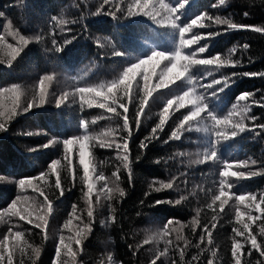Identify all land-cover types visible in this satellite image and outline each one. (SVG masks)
<instances>
[{"label":"trees","instance_id":"obj_1","mask_svg":"<svg viewBox=\"0 0 264 264\" xmlns=\"http://www.w3.org/2000/svg\"><path fill=\"white\" fill-rule=\"evenodd\" d=\"M133 2L0 0V37L4 38L0 48L21 47L19 36L29 40L10 63L7 52L0 53V89L16 86L19 94L17 114L0 120L5 124L0 131V213L20 197L14 210L27 217L22 220L6 214L0 220V241L7 236L11 245L16 240L14 234H22L12 264H209L210 260L213 264H235L233 229L243 230V223L250 224L245 234L251 232L258 244H264L260 234L264 214L253 208L251 214L259 219L249 222L245 216L242 223L235 219V196L252 194L258 202L264 195V128L259 127L264 125V31L254 30L264 29V0H225L223 4L220 0H165L176 8L178 26L204 14L203 26H194L185 34V39H201L185 46L184 55L196 53L195 59L219 55L236 63L219 68L194 65L180 81L157 89L144 101L143 74L151 72L149 86H154L160 82L158 74L167 67V61H160L152 71L151 61L137 70L133 93L120 92L116 104L119 115L101 108L104 100L93 99L94 94L86 97L93 100L91 107L82 105L79 95H73L76 88L106 85L153 51L171 54L178 46V27L157 23L143 14L129 16L128 6ZM217 17L248 27L230 29L227 24L215 23ZM201 47H206L204 53H199ZM48 76L52 80L45 81V102L41 105L39 81ZM189 89L201 97L205 111L182 125L184 116L194 109L187 103L178 107L175 99ZM244 93L252 95L238 101ZM12 96L10 91L2 96L8 108ZM170 99L174 105L153 136ZM30 103L38 106L23 111ZM120 103L127 107L128 129L124 128L125 112ZM245 107L246 130L217 140L208 114L224 118ZM232 120L241 122L239 115ZM225 131L230 134L232 129ZM84 135L90 138L87 161L93 169L90 176L95 177L90 196L86 195L79 146L71 145L67 157L63 146V140ZM49 141L57 142L44 147ZM102 142L112 146L101 147ZM125 143L126 149L116 147ZM213 151L215 158H211ZM125 154L130 169L124 167ZM54 160L60 162V188L49 167ZM228 164L232 167L226 168ZM224 170L241 172L245 177L223 178V190L231 198L221 211L214 197L221 191L220 173ZM41 174H45L43 178ZM20 179H30L33 185L20 188ZM117 186L123 196L107 191ZM90 201L92 217L88 215ZM248 203L239 205L241 211H247ZM37 215H46L47 223L37 220ZM85 225L91 230L77 245V232ZM178 235L182 239H177ZM61 236L72 251L62 248L57 256ZM235 238L243 244L241 264H264V256L251 249L250 242ZM35 249H39L38 254ZM2 264H7V251Z\"/></svg>","mask_w":264,"mask_h":264},{"label":"snow or ice","instance_id":"obj_2","mask_svg":"<svg viewBox=\"0 0 264 264\" xmlns=\"http://www.w3.org/2000/svg\"><path fill=\"white\" fill-rule=\"evenodd\" d=\"M105 3H108V0H105ZM220 3L223 4L225 3V0H220ZM176 13V8L170 6L168 3L165 2V0H134L133 3H130L128 6V15L133 16L137 14H143L144 16L152 18L154 21L157 23L163 24V25H170L173 27H178L179 31V43L176 48V50L171 53V54H166L164 52L160 51H153L151 55L147 56L144 59H140L137 63L131 64L130 67L124 69L123 73L120 75L119 79L113 80L109 82L106 85H100L99 87H89V88H76L73 95H79L80 101L83 104H87L89 107L92 106L93 100L86 99L87 96L94 94L93 99L96 98H102L104 100V103H101L99 106L101 108L107 107V110L110 113H114L119 115L117 112L116 104L117 100L120 99V92H124L125 95H130L133 93V80L136 78L137 75V70L141 69L144 65L148 64L151 61H154V64L152 66V71H155V65L159 64L160 61H167V67H164L163 70L158 74L159 75V80L160 82L154 86H149V81L151 80V72L144 73L143 74V80H144V97L143 100L147 101L150 96L157 90V89H163L167 85H171L176 81H180L182 77H185L186 73H189V69L194 66V65H215L217 68L224 66V65H230L234 64L236 62L232 61L231 58H221L219 55L208 58V59H195L194 57L197 55L196 53H193L192 56L184 55L182 53V49L190 44H194L197 42V40L201 39V37H193L192 39H185V34L189 33L192 31L194 26H203L200 24L202 19H204V14H201L200 16H197L195 19H193L190 23L183 25V26H178L176 23L177 17L175 15ZM55 20V17H53ZM215 23L218 24H227L228 28L230 29H241V28H247L248 26L244 25H237L234 23H231L228 20H222L221 18L217 17L215 19ZM255 31H264V29L261 28H256L254 29ZM18 35V34H15ZM211 35H218V33H209V36ZM3 37H0V41H3ZM39 39V38H37ZM19 42L21 47H13L12 45H7V48H0V53L7 52V55L9 57V63L11 62L12 59H15L16 56L19 55L22 47L24 45H27L29 43V40H27L24 36H19ZM55 43V41H53ZM247 47V46H245ZM199 53H204L206 51V47H201L199 48ZM177 67H179V71H177ZM247 75V74H246ZM189 80H191V77H187ZM51 81L52 77H42L39 81V92H38V98H39V104H43L45 93H46V87H45V81ZM213 83H219L218 81H214ZM225 84V87L228 86L227 80L223 81ZM106 89V91H105ZM6 91H10L13 93V96L11 99L13 100V103L10 108L7 110L4 109L3 105H0V120H5L8 119L10 120L14 115L17 114V107L19 106L18 101H19V94L17 92L16 86H13L12 89L10 90H4L0 89V97L4 95ZM67 95V94H66ZM252 94L250 93H244L241 94L237 99L238 101H245L251 96ZM110 101V104L108 103ZM57 103H61V101H57ZM191 104L193 106V111H191L188 115L184 116L183 121H181V124L183 125L185 122H191L193 119L197 117H201V113L205 111V107L201 101L200 96H196L194 94L193 89H189V91H186L183 93L182 96H179L175 99V105H177L180 108H183L185 104ZM174 105L173 100H168L167 105L165 106L163 112L160 115V124L157 125L156 129H153V136H155V132L157 129H160L163 127L166 119L168 118L169 115V108ZM38 106L36 103H30L27 108H24L23 111H28L32 107ZM119 107L122 108L125 112V117H124V128L128 129L129 128V121L127 119V107L123 104L120 103ZM144 104H141V109H143ZM248 111V108L245 107L241 109L239 112H231L227 117L224 118H217L216 116H213L211 114H208V118L213 121V127L216 130V135H217V140H226L229 139L230 137H234L238 134V132H243L246 130L245 125L243 123V118L245 113ZM239 115L241 118V122L235 123L232 120L233 116ZM137 123H139V115L137 119ZM82 127H86V124L82 122L81 124ZM228 127H231L232 131L227 133L225 129ZM259 127L264 128V125H260ZM5 124L0 122V131L4 130ZM254 130V129H253ZM130 135V134H129ZM175 136L176 133H173ZM89 137L87 135L84 136H74L68 139L63 140V146H64V151L65 155L67 157L68 152L70 151V146L71 145H78L79 146V162L80 165L83 166L84 168V183L87 185L88 192L86 195L90 196L92 193L93 189V183L92 180L95 179V177H91L90 173L93 170L90 167V164L86 161V156H87V148H88V141ZM57 141H49L47 145H44V147L51 146L52 144L56 143ZM101 147H111V144L105 145L103 142L100 145ZM144 145L142 144V147ZM116 147L119 149L121 147L127 148V143H125L123 146L121 145H116ZM216 154L215 151L212 152L211 158H215ZM124 160V167L130 169V164L128 163V156L125 154L123 156ZM59 161L54 160L50 164V169L51 172L57 175V181H56V187L60 188V180H59ZM253 164L255 161L252 162ZM232 167L231 164L226 165V168ZM45 174H41V178H43ZM115 176L116 173H113ZM222 179L220 181L221 184V191L219 195H216L214 197V202L219 201V207L220 210L223 211L225 205L228 203L230 197V193L228 191H224V186H225V180L223 178L232 176V177H237V178H244L245 174L241 172H231L224 170L221 171L220 173ZM251 175H256V173H251ZM99 179L103 180L104 177L102 175L99 176ZM107 183V182H105ZM18 185L20 188H24L26 186H31L33 185V181L30 179H20L18 181ZM162 187L168 188L171 187L170 184H163ZM229 188L232 187L231 184L228 185ZM36 191H39V188L35 189ZM159 191L160 189H156ZM109 193L112 192H119L121 196L124 195V192L122 189H120L118 186L115 187L114 189H107ZM63 194V193H61ZM109 199L111 196L109 195ZM21 198L18 197L16 201H13L12 204L9 206V209H6L4 213H0V220H3L4 216L7 215H14V216H19L20 219H26L27 217L25 215H22L20 211H15V207L17 202ZM99 195H97V202H99ZM235 200L237 201V207H236V213H235V219L238 223H242V217H247V220L249 222H254L255 220L259 219V217H254L251 214L252 209L254 208L257 212L264 214V195H260L259 201L257 202L256 197L252 194H245V195H239L235 196ZM245 201H248L249 203L245 205L247 211H241L239 205L244 204ZM159 203V202H158ZM179 203V201H177ZM51 203H49L48 210L51 211ZM209 207H212V205H209ZM27 212V210H24ZM28 216H31V213H27ZM89 217H92L93 211H92V204L91 201L89 202V211H88ZM37 220L43 222L44 224L47 223V217L46 215H37ZM215 219V217H214ZM71 223V220H69L66 224L65 227L68 226V224ZM37 227H41V224H37ZM215 225H213V228ZM250 227L249 223H243V230H238V229H233V232L235 233V236L233 237L232 241V253L233 257L235 259V264H241V259H240V250L243 247V244L240 243L239 240H237L235 237L239 236L242 237L245 241V243L251 244V249L257 250L260 252L262 256H264V244H258L256 236L253 235L251 232H247L245 234L244 230H248ZM91 229L85 225L83 229H80L79 232H77L76 235V244L80 245L81 242L87 237L89 231ZM207 231V228L205 229ZM167 231V229H165ZM174 231H179L178 229H174ZM260 234L264 235V227L260 228ZM16 240L9 245L8 237H5L4 241H0V264L5 259V251H7V264H12L13 262V253L17 250L19 246V240L22 237V234L20 232H16L15 234ZM177 239H182L181 236H177ZM203 239V237H201ZM61 244L60 246L57 247V256H59L62 248L68 249L69 252L72 251L71 247L69 244L64 243V237H60ZM147 242V241H146ZM187 243V241H185ZM209 243H211V238L209 234ZM21 251L23 249H20ZM35 252L37 254L39 253V249H35ZM75 255V254H73ZM181 255H183V252H181ZM216 253L213 252V256H215ZM155 264V262H153ZM209 264H213V262L210 260Z\"/></svg>","mask_w":264,"mask_h":264},{"label":"rangeland","instance_id":"obj_3","mask_svg":"<svg viewBox=\"0 0 264 264\" xmlns=\"http://www.w3.org/2000/svg\"><path fill=\"white\" fill-rule=\"evenodd\" d=\"M0 105H3V107H4L5 110L8 109V107L6 106L5 102L3 101L2 97H0ZM86 161H87V156H86ZM93 186H94V182H93Z\"/></svg>","mask_w":264,"mask_h":264},{"label":"clouds","instance_id":"obj_4","mask_svg":"<svg viewBox=\"0 0 264 264\" xmlns=\"http://www.w3.org/2000/svg\"><path fill=\"white\" fill-rule=\"evenodd\" d=\"M180 69H179V67H177V71H179Z\"/></svg>","mask_w":264,"mask_h":264}]
</instances>
